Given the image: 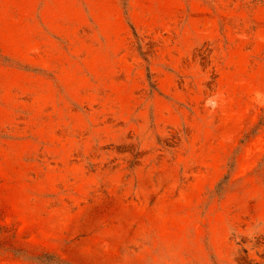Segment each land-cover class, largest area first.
I'll return each instance as SVG.
<instances>
[{
    "label": "rangeland",
    "instance_id": "rangeland-1",
    "mask_svg": "<svg viewBox=\"0 0 264 264\" xmlns=\"http://www.w3.org/2000/svg\"><path fill=\"white\" fill-rule=\"evenodd\" d=\"M0 264H264V0H0Z\"/></svg>",
    "mask_w": 264,
    "mask_h": 264
}]
</instances>
